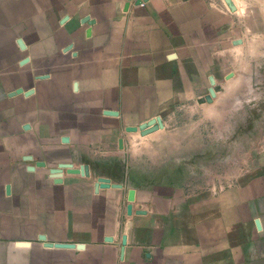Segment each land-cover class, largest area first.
Returning <instances> with one entry per match:
<instances>
[{
	"label": "crops",
	"instance_id": "obj_1",
	"mask_svg": "<svg viewBox=\"0 0 264 264\" xmlns=\"http://www.w3.org/2000/svg\"><path fill=\"white\" fill-rule=\"evenodd\" d=\"M6 1L1 9L11 10V0ZM136 2L23 0L30 60L24 88L35 93L16 100L20 114L30 113V118L33 112L39 114H35L38 131L30 126L19 138H39L36 146L13 144L21 161L23 152L37 153L32 162L24 161L19 177L14 159L0 146V234L7 240L20 234L19 223L7 212L15 213L19 207L18 186L34 183L52 188L39 199L42 206L60 210L72 204L71 185L76 184L79 201L74 225L81 230L90 227L92 239L70 238L66 243L86 245L76 251L35 244L34 257L40 262L36 264H264L263 167L251 164L258 173L241 175L246 164L231 166L227 154L223 162L228 163L222 166L224 185L217 187L214 157L206 152L198 155L197 147L203 142L196 132L197 114L212 107L197 100L206 94L211 71L210 23H218L220 16L210 17L206 0ZM9 51L12 54L13 49ZM47 72L51 73L47 78L38 79ZM26 103L27 108H21ZM158 117L165 125L162 130L146 137L137 132ZM132 129L136 132H129ZM57 135L68 138V144L61 139L54 145L48 137ZM122 138L124 146L119 144ZM139 148L146 149V155H137ZM120 149H129L136 164L144 161L164 170L159 175L144 172L141 179L154 182L150 187H135V209L146 214L128 216L118 210L110 230L104 207L111 203L120 208L124 191L91 194L86 178L65 175L61 186H56L44 169L28 172L35 163L52 167L56 161L72 163L68 153L76 151L102 156L103 150H109L106 164L124 166L112 152ZM84 154L72 157L81 162ZM238 157L245 162L246 156ZM204 161L212 165L198 171ZM175 163L183 166L174 167ZM127 165V173L117 183L136 180L130 171L134 163ZM10 177L13 184H8ZM85 211L103 213L102 221L90 225V218L82 216ZM64 221V217L57 220L58 233L68 231ZM122 232L129 235L124 254ZM109 236L114 237L113 243L106 241ZM7 255L14 260L11 264H22L16 242L0 241V264L10 259Z\"/></svg>",
	"mask_w": 264,
	"mask_h": 264
},
{
	"label": "rangeland",
	"instance_id": "obj_2",
	"mask_svg": "<svg viewBox=\"0 0 264 264\" xmlns=\"http://www.w3.org/2000/svg\"><path fill=\"white\" fill-rule=\"evenodd\" d=\"M206 1L210 17L218 14L220 19L218 23H210L211 71L209 82L206 81L204 91L206 94L197 100V104L208 105L212 107V110L207 112L202 110L197 114L196 132L198 133V139L202 138L203 142L197 149L198 155L206 152L209 157H214L215 182L218 187L224 185L222 166L228 163V161L223 162V160H226L225 156L227 154L231 159L229 162L231 166L240 164L244 167V163L246 164V170L241 175L250 177L251 174L258 173V171L253 172L251 164H259L260 167L264 168V0ZM5 4H7L6 0H0V146L9 152V156L14 159L12 163L14 166H18L19 177L22 176L20 171H22L21 167H23L24 161L32 162V157L35 154L37 156V153L34 151L33 156H31L29 152L25 151L24 154L22 153L24 161H21L13 144L16 146L25 144L28 147H30L29 142L34 143V146L38 144L37 139L39 136L33 137V139L19 137L25 134V131H29L30 126L33 132L38 131L35 114L39 113L33 112L34 115L30 118V113L20 114L18 111L20 106L19 101L16 99L23 95L29 97L35 93L34 90L28 91L24 88L25 83L28 82L25 66L30 62L26 54L25 41V32L28 28L26 21L29 19H26V12L23 10V0H11V10L7 6L1 9ZM11 48L13 49L12 54L9 51ZM21 66L24 67L20 68ZM49 74L51 73L47 72L45 77H38V79L47 78ZM22 107L27 108V103L23 106L21 104ZM164 126L162 118L158 117L140 126L137 132L146 137L151 133L162 130ZM13 127L15 128L13 129ZM129 132L136 131L132 129ZM48 138L54 140V145L59 144L61 139L65 144L69 142L68 138H61L60 135ZM123 138L119 143L120 146H124ZM110 152L109 150H103L102 156L94 151L84 152L85 154L82 151L69 152L70 160H72V163L76 161V164L67 161L65 163L62 161L54 163L53 161L54 166L52 167L47 162H40L29 166L28 172L44 169L45 175H48L56 186H61L65 175L86 178L88 192L91 194L95 192L98 195L105 190L124 191V204L120 208L116 210V206L111 203L104 207L106 212L104 213L105 221H108L110 230L113 213L114 217L117 216L118 210L122 215L127 213L128 216L134 213L146 214L143 210L135 209L134 204H136L138 198L135 187H150V183L154 182L142 180L144 172L159 175V171L164 170L158 164L144 163V161L136 164V161L133 162V159H131L132 153L129 149L112 151L114 154L119 155L118 158L124 166H110L106 164L108 162L104 161V159L109 158ZM79 153L85 155L81 162L75 160L77 159L76 155L72 157L74 154ZM136 153L144 156L146 155V149L139 148ZM239 155L246 156L245 162L238 161ZM56 156L59 155L55 153V160H57ZM100 159L103 161H100ZM130 163H134L130 171L136 180H133L130 184L117 183L118 181L115 180L121 179L122 175L127 173V164ZM208 164L212 165L211 162L204 161L200 164L198 171L203 170ZM178 166H183V164H174V167ZM186 166L188 167L187 170L191 169L190 164H186ZM263 168L262 171L264 172ZM24 170L23 174L25 173ZM177 170L179 169H175L174 172ZM108 176L114 179V182ZM230 178L231 180L235 179L233 176ZM8 179H10L8 184L14 183L12 182L14 178L10 177ZM226 179H229L228 176L225 177ZM176 181L178 179L174 180V182ZM6 187L9 195L11 187L10 185ZM18 187L19 194L16 195L19 198V203H17L19 207L15 210V213L12 209L7 212L11 214L12 218L15 217V220L19 223L17 226L20 228V234L17 238L7 240L2 238L7 236L2 233V235L0 234V241L11 242L12 244L16 242L17 246L21 247L22 264L37 263L38 260L34 257L36 251L33 249L36 246L35 244H42L47 249L53 247L75 251L85 249L86 245L84 243H66L70 241V238L74 240L92 239L90 227L81 230L74 225L77 216L74 209L79 201V196L75 194L76 184L71 185L72 196H70L69 202L72 204L60 210L51 207L48 209L47 206H42L41 201L43 200L39 198L47 192V186L30 183ZM49 190H52V188ZM141 199H144V197L141 196ZM89 200L91 201V199ZM88 212L85 211L82 216L87 219L90 218V225L95 226L98 224L97 222L102 221L103 213L98 216L96 213ZM42 213L46 214L42 215ZM62 216L65 219L64 226L68 225V231L64 228V231L58 233L57 226L60 223L57 220L62 219ZM123 235L121 251L124 254L129 235L127 233ZM56 239L62 241L56 242ZM106 241L113 243L114 237L109 236ZM7 256L10 259L5 260L4 264L14 262L9 255ZM16 260L18 259L16 258Z\"/></svg>",
	"mask_w": 264,
	"mask_h": 264
},
{
	"label": "water",
	"instance_id": "obj_3",
	"mask_svg": "<svg viewBox=\"0 0 264 264\" xmlns=\"http://www.w3.org/2000/svg\"><path fill=\"white\" fill-rule=\"evenodd\" d=\"M144 2H146L145 0H137L136 3H138L139 5L143 4Z\"/></svg>",
	"mask_w": 264,
	"mask_h": 264
}]
</instances>
